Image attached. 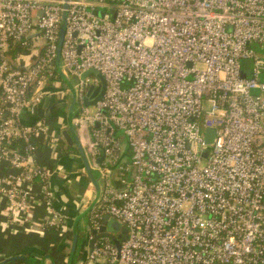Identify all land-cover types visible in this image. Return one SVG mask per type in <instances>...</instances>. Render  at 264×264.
<instances>
[{"label":"built area","instance_id":"2783aa9c","mask_svg":"<svg viewBox=\"0 0 264 264\" xmlns=\"http://www.w3.org/2000/svg\"><path fill=\"white\" fill-rule=\"evenodd\" d=\"M64 2L0 0V214L10 231L71 228L52 204L53 171L36 159L39 139L56 150L67 122L21 119L46 97L68 98L55 62ZM67 5L59 66L75 91L78 140L104 181L91 230L106 214L127 230L119 246L101 236L89 248L91 233L75 264H264V0ZM88 70L105 84L92 112L82 100L99 81ZM39 204L41 221L29 215Z\"/></svg>","mask_w":264,"mask_h":264},{"label":"crops","instance_id":"0c3cea01","mask_svg":"<svg viewBox=\"0 0 264 264\" xmlns=\"http://www.w3.org/2000/svg\"><path fill=\"white\" fill-rule=\"evenodd\" d=\"M66 99V104L64 103L63 108L52 107V109L50 108L54 101L49 99L44 108V113H47L48 116L39 117L36 109L34 113L22 111L21 119L25 123H34L38 119H48V117L50 119L56 116L60 121H66L69 101L68 98ZM42 104L43 101L38 106ZM38 144L37 161L45 168L53 171V175L50 177L53 207L68 215L70 218L69 225L72 227L73 219L83 210L82 204L84 203L85 195H91L89 200L94 196V186L92 184L91 187L88 184L90 180L85 173H82L84 163L74 144L67 145L65 143L69 148L66 152L52 149L46 136L40 138ZM122 145L125 148L124 155L125 150L127 152L128 148L125 137H122ZM58 169H61V171L57 172ZM92 174L97 180L100 179L94 171H92ZM46 214L47 210L44 204H39L33 211H29V215L37 221L43 220ZM67 242L68 239L64 233L51 228L34 227L33 229H26L21 227L15 231L7 230L2 214H0V262L8 257L20 255L27 257L34 264H64L68 257L66 253H69L70 249V245L67 247ZM6 264L26 263L18 260Z\"/></svg>","mask_w":264,"mask_h":264},{"label":"water","instance_id":"95a60500","mask_svg":"<svg viewBox=\"0 0 264 264\" xmlns=\"http://www.w3.org/2000/svg\"><path fill=\"white\" fill-rule=\"evenodd\" d=\"M67 1L68 0H65V2L63 4L59 40H58L56 57H55L56 68H57V70L61 76V79H62L64 85L69 90V95H68L69 101H68L67 118H66L67 127L65 129L61 130L60 135L67 145H73L74 144L77 147L78 154L80 155V157L84 163L85 174H86L87 178L90 180V182L93 184L94 191H95V194H94V197L92 200H89L90 196H91L90 194L85 195L83 200H84V204H86V205H84L83 210L73 219V223H72V227H71L72 238H71L70 249H69V253H68V257H67V261H66V264H72L73 263V255H74L76 245H77L78 222L82 217L87 215L88 212L90 211V209L94 206L96 200L98 199V197L100 195L104 181H103V179L97 180L93 176L92 171L89 168L88 161H87L86 155L84 153V150L82 149V147L79 143L77 134L75 132V128L72 124V115H73L74 109L76 108L75 91H74L73 86L69 82V80L62 74V72L60 70V66H59L60 47H61V43L63 40V34H64V30H65L66 9L68 7ZM96 14H98L100 16L103 15L102 12H97ZM89 73L95 74L96 77L98 78L99 82L96 86H93V85L88 86V88H87V90L83 96V100H82L83 105L85 107L92 106L96 102V100H98L102 96L103 91H104V87H105L103 77L99 73H96L94 70H88L85 73H83V75H87ZM48 102H49V98L46 97L43 100V104L37 107V114L39 115V117H43L44 115L48 116L47 113H44V108L46 107ZM52 107L63 108L64 102L54 103L50 109H52ZM205 137H206L207 143L212 142L213 137H214V129L211 127H208L206 129V132H205ZM102 158H103V156L99 160H101ZM126 232H127L126 228L119 221L114 219L112 216L106 214L101 218L99 227L97 229L91 230L93 237L89 241V248L92 246L94 241L101 236H109L113 240V242L117 246H119V240H121L122 238L125 237ZM18 260H20V261L22 260L26 264H34L27 257L20 256V255L8 257L4 261H1L0 264H6V263L18 261Z\"/></svg>","mask_w":264,"mask_h":264},{"label":"trees","instance_id":"16d2710c","mask_svg":"<svg viewBox=\"0 0 264 264\" xmlns=\"http://www.w3.org/2000/svg\"><path fill=\"white\" fill-rule=\"evenodd\" d=\"M15 50H20L18 47L14 48ZM65 142L60 139L59 140V145L56 148V151L59 152H66L68 151V147L65 146ZM11 147H16L19 150H23L24 144L23 143H17L16 141L10 144ZM36 180H39L37 177L35 178ZM93 225L92 220L90 219L89 215H85L79 222L78 224V230H77V245L76 249L73 255V263L75 264L76 262H80L85 258V251H86V243L87 240L91 234V227ZM47 228L53 229L51 226H47ZM66 236V238L71 241L72 238V233H71V228H68L66 231L63 232ZM68 253H66V256ZM38 263V261H36ZM66 264V263H64Z\"/></svg>","mask_w":264,"mask_h":264},{"label":"rangeland","instance_id":"374dc122","mask_svg":"<svg viewBox=\"0 0 264 264\" xmlns=\"http://www.w3.org/2000/svg\"><path fill=\"white\" fill-rule=\"evenodd\" d=\"M69 82L71 83V85H72V82L69 80ZM67 100V99H66ZM66 100L64 101V103L66 104ZM94 110V107H92V106H89L88 107V111H90V112H92ZM117 133L118 134H122V132L119 130V131H117ZM95 172V174L97 175V172L96 171H94ZM69 244H70V242H67V247L69 246Z\"/></svg>","mask_w":264,"mask_h":264}]
</instances>
